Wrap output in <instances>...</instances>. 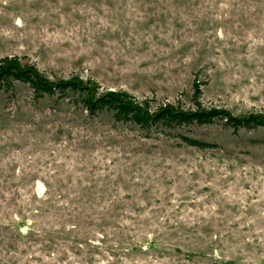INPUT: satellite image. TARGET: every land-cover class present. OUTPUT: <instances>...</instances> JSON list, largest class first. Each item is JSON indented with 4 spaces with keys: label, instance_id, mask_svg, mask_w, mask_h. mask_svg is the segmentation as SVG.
I'll return each instance as SVG.
<instances>
[{
    "label": "rangeland",
    "instance_id": "374dc122",
    "mask_svg": "<svg viewBox=\"0 0 264 264\" xmlns=\"http://www.w3.org/2000/svg\"><path fill=\"white\" fill-rule=\"evenodd\" d=\"M13 55L153 107L193 108L196 81L204 106L264 114V0H0ZM178 131L211 146L1 92L0 264H264V127Z\"/></svg>",
    "mask_w": 264,
    "mask_h": 264
},
{
    "label": "trees",
    "instance_id": "16d2710c",
    "mask_svg": "<svg viewBox=\"0 0 264 264\" xmlns=\"http://www.w3.org/2000/svg\"><path fill=\"white\" fill-rule=\"evenodd\" d=\"M18 82L29 85L36 99L56 95L72 101L89 118L109 112L116 122L135 124L147 133L161 131L179 137L182 142L195 147L204 148L211 144L181 134L179 128L217 122H222L234 131L264 127L262 113L237 116L227 108L204 106L199 100L203 92L202 84L196 81L193 85V108L186 109L172 103L153 107L147 99L139 100L122 90L103 89L97 82L90 79L84 81L78 75L51 78L37 64H23L17 55L1 57L0 93L15 92ZM10 248L14 249L13 245Z\"/></svg>",
    "mask_w": 264,
    "mask_h": 264
}]
</instances>
